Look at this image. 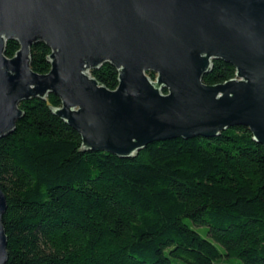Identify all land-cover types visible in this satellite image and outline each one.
<instances>
[{
    "label": "trees",
    "instance_id": "16d2710c",
    "mask_svg": "<svg viewBox=\"0 0 264 264\" xmlns=\"http://www.w3.org/2000/svg\"><path fill=\"white\" fill-rule=\"evenodd\" d=\"M18 49L7 41L4 54ZM49 55L32 46L31 70L47 74ZM90 75L117 87L109 64ZM234 75L217 60L202 82ZM60 104L52 94L21 102L22 118L0 139L6 264H264V146L247 128L157 142L120 159L82 152L77 132L52 113Z\"/></svg>",
    "mask_w": 264,
    "mask_h": 264
},
{
    "label": "water",
    "instance_id": "95a60500",
    "mask_svg": "<svg viewBox=\"0 0 264 264\" xmlns=\"http://www.w3.org/2000/svg\"><path fill=\"white\" fill-rule=\"evenodd\" d=\"M37 44L50 50L44 75L30 68ZM217 60L234 78L205 85ZM104 64L117 71L113 91L90 75ZM50 94L82 152L131 159L157 142L234 127L264 146V0H0V139L22 118L21 102ZM5 210L0 186V264Z\"/></svg>",
    "mask_w": 264,
    "mask_h": 264
},
{
    "label": "rangeland",
    "instance_id": "374dc122",
    "mask_svg": "<svg viewBox=\"0 0 264 264\" xmlns=\"http://www.w3.org/2000/svg\"><path fill=\"white\" fill-rule=\"evenodd\" d=\"M201 235L204 237V238H206V239H208V240H210L208 237H206L202 232H201ZM218 247V246H217ZM218 249L220 250V252H221V254L223 253V250L220 248V247H218ZM226 258H223L222 260H225ZM173 264H181L180 262H173ZM227 264H240V262L238 261V260H236V259H227Z\"/></svg>",
    "mask_w": 264,
    "mask_h": 264
}]
</instances>
